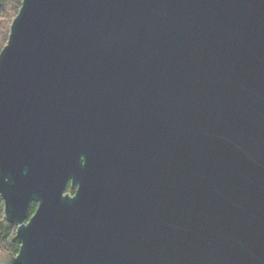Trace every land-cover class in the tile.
<instances>
[{"label": "water", "instance_id": "95a60500", "mask_svg": "<svg viewBox=\"0 0 264 264\" xmlns=\"http://www.w3.org/2000/svg\"><path fill=\"white\" fill-rule=\"evenodd\" d=\"M0 196V264H264V0H23Z\"/></svg>", "mask_w": 264, "mask_h": 264}, {"label": "trees", "instance_id": "16d2710c", "mask_svg": "<svg viewBox=\"0 0 264 264\" xmlns=\"http://www.w3.org/2000/svg\"><path fill=\"white\" fill-rule=\"evenodd\" d=\"M23 0H0V53L7 45L10 35L11 25L17 17ZM67 193L74 195L75 189L71 183L67 187ZM37 205H33L31 215L36 211ZM17 233V226L9 223L5 216V204L0 196V252L5 249L8 252L18 254L20 243L14 241Z\"/></svg>", "mask_w": 264, "mask_h": 264}]
</instances>
